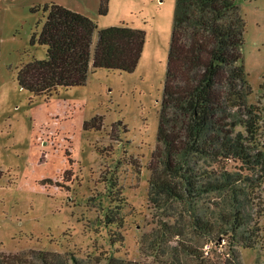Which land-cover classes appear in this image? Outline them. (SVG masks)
<instances>
[{
	"label": "rangeland",
	"instance_id": "1",
	"mask_svg": "<svg viewBox=\"0 0 264 264\" xmlns=\"http://www.w3.org/2000/svg\"><path fill=\"white\" fill-rule=\"evenodd\" d=\"M50 3L88 16L99 29H142L145 42L134 71L89 66L83 85L39 95L21 88V64L45 58L37 36L43 6ZM107 6L101 15L100 0H0V252L24 253L28 264H42L33 257L40 251L51 253L55 264H72V258L104 264L105 251L137 264H164L170 257L163 255V241L153 246L152 234L167 220L185 227L192 243L208 245L211 259L222 260L229 234L210 242L175 209L159 211L148 201L175 0H108ZM239 7L252 88L248 103L263 104L264 0H239ZM96 40L95 32L92 49ZM242 202L247 223L258 226L259 243L233 247L243 264H264V181ZM107 213L118 224L107 226ZM111 231L120 243L109 244Z\"/></svg>",
	"mask_w": 264,
	"mask_h": 264
},
{
	"label": "trees",
	"instance_id": "2",
	"mask_svg": "<svg viewBox=\"0 0 264 264\" xmlns=\"http://www.w3.org/2000/svg\"><path fill=\"white\" fill-rule=\"evenodd\" d=\"M107 5L100 0L101 15ZM43 11L37 42L46 54L21 64L16 79L24 90L39 95L83 85L89 66L127 73L136 68L145 42L142 29L125 24L99 29L88 16L57 3L45 4ZM244 31L239 0H175L157 144L148 165V201L159 211L175 209L181 219L188 218L192 232L210 242L228 234L231 240L228 256L214 260L199 242L186 239L185 227L163 220L152 241L154 247L163 241V255L170 257L164 264H243L233 246L259 243L258 226L247 223L242 201L264 181V103H248L252 88L243 64ZM260 90L264 98V81ZM118 220L105 216L107 226ZM222 224L230 228L223 230ZM121 238L111 231L109 244ZM51 256L40 251L33 257L55 264ZM101 260L137 264L111 251ZM0 264L28 260L24 253L0 252ZM72 264L79 263L72 258Z\"/></svg>",
	"mask_w": 264,
	"mask_h": 264
},
{
	"label": "built area",
	"instance_id": "3",
	"mask_svg": "<svg viewBox=\"0 0 264 264\" xmlns=\"http://www.w3.org/2000/svg\"><path fill=\"white\" fill-rule=\"evenodd\" d=\"M203 250H204V253L207 255L209 253V251H208L209 250V246L205 245Z\"/></svg>",
	"mask_w": 264,
	"mask_h": 264
}]
</instances>
